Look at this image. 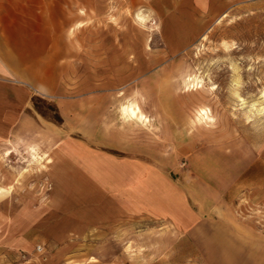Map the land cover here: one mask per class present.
I'll use <instances>...</instances> for the list:
<instances>
[{
  "label": "crops",
  "instance_id": "1",
  "mask_svg": "<svg viewBox=\"0 0 264 264\" xmlns=\"http://www.w3.org/2000/svg\"><path fill=\"white\" fill-rule=\"evenodd\" d=\"M245 6L264 0H190L162 16V37L175 52ZM80 7L82 0H0V166L18 168L10 181L29 184L26 207L13 211V229L28 233L8 243L18 252L12 263H180L192 256L203 220L195 196L208 194L204 208H211L217 188L173 178L169 168L193 140L180 147L179 132L168 127L166 148L149 131L142 101L126 103L133 93L142 97L148 71L157 70L147 48L117 45L110 27L85 29ZM37 97L55 105L61 123L41 115ZM216 162L209 155L203 171ZM203 231L210 260L207 233L223 231ZM234 237L220 264H264V226ZM148 248L170 249L151 255Z\"/></svg>",
  "mask_w": 264,
  "mask_h": 264
},
{
  "label": "rangeland",
  "instance_id": "2",
  "mask_svg": "<svg viewBox=\"0 0 264 264\" xmlns=\"http://www.w3.org/2000/svg\"><path fill=\"white\" fill-rule=\"evenodd\" d=\"M82 1L85 29H115L117 45L125 41L133 48H147L148 61L157 67L148 71L142 97L133 93L126 103L142 101V110L150 117L149 131L158 133L155 137L166 148L172 147L168 127L179 132L180 147L188 137L193 140V150L180 151L169 168L173 178L183 174L197 189L217 188L211 194V208H204L208 194L195 196L196 209L203 214L201 228L195 234L192 256L177 264H220L225 249L236 242L234 235H250L258 222L264 226V157L260 156L264 150V7L230 10L186 47L171 52L160 19L176 7L185 9L190 0ZM37 98L41 110L53 113L46 107L53 103ZM128 110L134 114L138 109ZM165 110L176 118L160 115L168 114ZM209 155L217 158V164L206 174L203 161ZM14 169L10 164L0 166V264H14L18 252L8 243L28 233L13 229V211L18 214L19 205L26 207L23 197L29 185L10 181ZM203 225L211 226L213 233L223 231L207 233L210 260L204 256ZM166 249L170 248L147 250L159 255Z\"/></svg>",
  "mask_w": 264,
  "mask_h": 264
},
{
  "label": "trees",
  "instance_id": "3",
  "mask_svg": "<svg viewBox=\"0 0 264 264\" xmlns=\"http://www.w3.org/2000/svg\"><path fill=\"white\" fill-rule=\"evenodd\" d=\"M39 101H40L39 98H35L33 103H34V106L36 107V109L41 113V115L52 120L55 123H61V117L58 114V111H57V108L55 107V105L54 104H48L46 106L48 109H50L53 112L51 114H48V113H46L40 109V107L38 105Z\"/></svg>",
  "mask_w": 264,
  "mask_h": 264
},
{
  "label": "built area",
  "instance_id": "4",
  "mask_svg": "<svg viewBox=\"0 0 264 264\" xmlns=\"http://www.w3.org/2000/svg\"><path fill=\"white\" fill-rule=\"evenodd\" d=\"M37 249L39 250V249H40V247H37Z\"/></svg>",
  "mask_w": 264,
  "mask_h": 264
}]
</instances>
